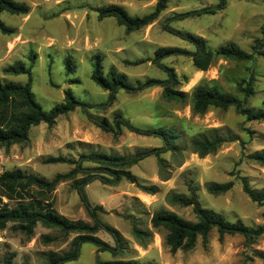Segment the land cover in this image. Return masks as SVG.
Returning a JSON list of instances; mask_svg holds the SVG:
<instances>
[{"label":"rangeland","instance_id":"rangeland-1","mask_svg":"<svg viewBox=\"0 0 264 264\" xmlns=\"http://www.w3.org/2000/svg\"><path fill=\"white\" fill-rule=\"evenodd\" d=\"M14 1L25 3L29 13L4 12L0 16L12 30L0 31V82L26 84L27 75L3 72L4 68L21 62L32 69V92L43 110L49 111L62 103L67 89L78 100L95 107L88 113L77 108L60 116L52 127L45 123L33 126L27 141L0 146V175L21 169L52 180L57 174L70 172L74 165L48 163L51 157L81 160L83 155L100 153L130 158L141 151L166 148L159 135H137L123 127L122 133L115 136L97 126L90 115L113 125L114 116L121 114L137 128L165 129L174 138L172 149L161 154L162 162L151 155L125 168L135 176L134 183L126 179L107 183V179H113L112 169L84 161L85 172L60 182L52 192L30 189L36 199L49 204L58 215L93 225L75 182L88 173L97 175L85 186V195L93 207L102 208L97 211L98 219L120 232L122 252L100 251L86 242L81 245L78 258L64 264L129 260L138 264H264V233L252 240L239 234L221 238L217 229H213L206 239L200 237L192 250L172 252L165 244L164 232L151 226L152 215L161 209L196 221L192 207L172 200L189 196V184L196 188L204 208L223 214L232 223L249 228L264 226V207L250 199L237 178L246 177L252 189L264 192V167L247 159L248 155L264 150V120H249L234 106L225 110L210 108L204 114L192 109L193 93L201 85L217 87L241 100L245 108L260 109L264 101V57L254 55L243 62L215 57L206 71L198 70L187 54L178 53L162 58L158 64L154 62L161 47L187 52L197 49L192 42L169 32V28L200 36L209 50L233 43L251 53L257 40L264 44V0H228L221 10L217 9L219 0H166V9L153 23L131 32L113 17L101 19L98 9L118 6L130 17L142 18L155 10L159 0ZM208 7L216 9V13L178 17ZM98 59L105 76L114 68L126 75L133 87L149 79L165 84L140 91L120 88L115 100L105 106L109 92L92 79ZM167 69L175 71L176 82H170ZM248 83L254 93L247 97L241 88ZM164 86L185 92L186 99H165ZM205 141H215L218 146L214 152L202 156L195 150V143ZM228 181H233L234 186L227 193H209L210 183ZM152 187L156 188L154 194L143 189ZM134 227L153 232V237L141 245L133 235ZM96 235L116 246L107 231L101 230ZM75 237L76 233H64L40 223L28 236L10 223L0 231V258L14 253L17 264H50L49 254L69 252Z\"/></svg>","mask_w":264,"mask_h":264},{"label":"trees","instance_id":"trees-1","mask_svg":"<svg viewBox=\"0 0 264 264\" xmlns=\"http://www.w3.org/2000/svg\"><path fill=\"white\" fill-rule=\"evenodd\" d=\"M228 0H219L218 10L226 6ZM166 0H159L155 10L142 17L133 18L121 7L109 6L99 8V17L101 19L113 17L117 22L124 26L127 31H136L153 23L166 9ZM216 9L211 7L203 8L202 10L182 14L178 17H186L189 15L200 16L202 14H214ZM7 12L12 15H27L29 7L25 3L16 2L14 0H0V16ZM169 28V27H168ZM169 32L179 35L182 38L196 45L195 52H187L179 48L161 47L156 51L154 62L158 64L164 57L174 54H187L192 57L194 66L201 71H206L212 64L215 57L231 59L238 62L251 60L254 55L264 57V44L256 41V45L251 53L240 50L235 44L230 43L213 51L206 48V43L200 36L184 33L169 28ZM0 31L10 33L12 30L8 28L0 19ZM169 71L171 83L177 81L176 73L173 69ZM3 72L9 75H27L29 81L22 85L16 83L0 82V146L10 147L14 144H20L28 140L29 131L33 126H38L42 123L52 127L56 124L57 119L65 114L75 111L77 108L89 112L95 106L78 100L70 89L65 91L64 101L49 111L43 108L34 99L32 92V69L26 67L23 63H15L12 66L4 68ZM93 81L103 90L109 92V99L104 105L111 104L120 88L126 90L140 91L150 88L155 85H164L165 81L149 79L144 84L138 87H133L128 83V78L124 74L118 73L112 68L107 76L103 74L101 59H98L92 74ZM241 91L250 96L254 93L252 84L242 87ZM163 96L167 100L184 101L186 93L180 90H175L172 87L164 86ZM236 107L239 112L249 120H264V101L263 105L258 110L243 107V102L238 98L222 93L217 87H209L206 85L198 86L192 96V109L194 113L204 114L210 108L228 109ZM96 125L107 132H112L115 136L122 133V128L125 127L130 132L142 136L159 135L166 142V148H158L138 152L135 156L126 158L123 156H112L100 153H91L83 155L81 160H72L63 156L51 157L47 160L48 163L55 164H70L74 168L66 174H57L52 180H47L38 175L27 174L21 169L4 171L0 175V231L5 230L8 224L12 223L15 228L30 236L34 229L40 223L47 228L58 229L64 233H76L73 239V249L65 254H49L50 264H64L73 262L78 258L80 247L83 243L90 242L97 246L100 251H108L112 253L122 252L123 238L120 232L107 225L103 224L98 219V209L100 206L93 207L88 201L84 188L96 178L97 175L88 173L84 178L76 180L75 187L80 194L86 210L93 219V225L82 221H70L65 217L58 215L50 206L44 205L40 199H36L30 189L36 187L40 191L52 192L55 187L66 180L74 178L78 173L85 172L87 169L83 167L84 161H89L109 167L113 179H107V183L116 184L122 179L134 183L135 176L125 168L137 164L142 159L154 155L162 162L161 154L165 150H170L173 147L172 133L165 129L161 130H142L133 126L129 121L123 118L121 114L114 116L113 125L106 119H96L90 115ZM217 142L205 141L196 142L195 150L199 151L202 156L214 152L217 148ZM247 159L264 167V150L248 155ZM242 182L243 191L254 202L264 207V192L252 189L249 181L244 176H237ZM103 179V178H102ZM234 186L233 181L225 183H210L207 187L209 193L213 195L225 194ZM147 193H156V188H143ZM7 200V202H5ZM174 203L186 207H192L196 216V221H187L176 213L161 209L154 212L151 218V226L155 230L164 232L165 244L172 252L178 250H192L197 240L201 237L206 239L213 229H217L219 236L222 238L225 235H242L248 240L255 239L264 233V226L257 228H249L242 223H232L224 217L223 214L204 208L198 199L197 190L189 184V196H177L173 199ZM12 203V204H11ZM11 204V205H10ZM107 231L116 241V246H111L96 234L101 231ZM135 239L144 245L146 239L153 237V232L142 230L137 227L133 228ZM14 253H6L3 258H0V264H17L14 262ZM23 264H29L24 262ZM99 264H138L134 260L129 261H108L100 262Z\"/></svg>","mask_w":264,"mask_h":264}]
</instances>
